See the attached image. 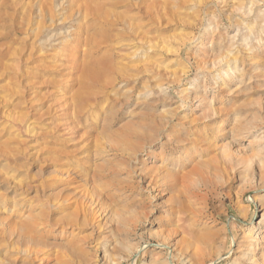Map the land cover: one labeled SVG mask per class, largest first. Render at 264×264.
I'll use <instances>...</instances> for the list:
<instances>
[{
    "label": "rangeland",
    "instance_id": "rangeland-1",
    "mask_svg": "<svg viewBox=\"0 0 264 264\" xmlns=\"http://www.w3.org/2000/svg\"><path fill=\"white\" fill-rule=\"evenodd\" d=\"M262 8L0 0V264H264Z\"/></svg>",
    "mask_w": 264,
    "mask_h": 264
},
{
    "label": "bare ground",
    "instance_id": "bare-ground-1",
    "mask_svg": "<svg viewBox=\"0 0 264 264\" xmlns=\"http://www.w3.org/2000/svg\"><path fill=\"white\" fill-rule=\"evenodd\" d=\"M262 10H264L263 8H262ZM262 10H259L258 12H262ZM263 17V16H262ZM204 34L205 33H198L197 35H195L194 36V38H193V41H192V43H195V44H193L191 47H193V46H196L199 42L201 43V41H202V39H203V36H204ZM191 47H189V48H191ZM195 52V51H194ZM236 59H234L233 60V62L235 61ZM226 65H225V68H223V70H222V72L223 73H218L216 76L218 77V78H220V76L221 75H227L228 74V71H229V67L231 68V69H233L232 67H231V64L227 61L226 63H225ZM221 74V75H220ZM229 79H231V77H229ZM191 99V98H190ZM204 98H202V97H193V99H192V102H191V106H190V111H194V110H196L195 109V107H192V106H194L193 104L194 103H198V104H196L197 106L198 105H200L201 104V101L203 100ZM190 101V100H189ZM213 124V123H212ZM214 124H216V126H214V127H212V128H210L211 129V132H215L216 130H222V129H219V123H215L214 122ZM218 124V125H217ZM221 128V127H220ZM220 132H223V131H220ZM231 142V141H230ZM228 144V143H227ZM225 146H228L229 147V144L228 145H225ZM226 148V147H225ZM176 167V166H175ZM195 169V168H194ZM194 171V170H193ZM173 173V172H172ZM170 176V175H169ZM172 176H174V175H172ZM184 176H186V175H184ZM183 176V177H184ZM180 177V176H179ZM170 178H172V177H170ZM162 179H164L163 177H162ZM179 179V178H178ZM181 179V178H180ZM171 180V179H170ZM172 180H177V179H173L172 178ZM175 182H177V181H175ZM253 202H254V200H253ZM40 224V223H39ZM256 225H258L257 227L256 226H248V227H246V228H244V229H242V237L245 239V238H247L249 241H244V242H247V244H246V247H245V254H252L251 256H247L246 257V259H245V257H244V259L246 260V261H248V262H250V263H256V259H254L253 258V255H255L256 253H255V249H256V247L258 246V250L261 252V253H259V255L261 254V255H263L264 256V211L261 213V217H260V220L258 221V222H256ZM256 233V235H254ZM242 240V239H241ZM259 242H261V246L259 247V245H258V243ZM244 244V245H245ZM244 249V248H243ZM244 255V254H243ZM245 256V255H244ZM260 257V256H259ZM259 260V259H258ZM39 262H41L40 264H45L46 263V261H44L43 259H41V260H39ZM234 262H235V260H234Z\"/></svg>",
    "mask_w": 264,
    "mask_h": 264
}]
</instances>
